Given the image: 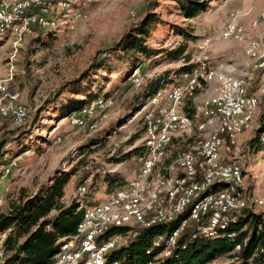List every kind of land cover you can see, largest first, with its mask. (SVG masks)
I'll return each mask as SVG.
<instances>
[{"label": "rangeland", "instance_id": "obj_1", "mask_svg": "<svg viewBox=\"0 0 264 264\" xmlns=\"http://www.w3.org/2000/svg\"><path fill=\"white\" fill-rule=\"evenodd\" d=\"M207 3L205 11L185 18L171 0H70L69 10L54 8L59 17L67 13L61 17L67 20L66 25L36 28L19 42L15 51L13 41L0 33V79L12 75L9 90L18 92L19 102L28 109L26 120L20 124L0 116V163L13 162L11 172L0 183L5 200L0 212L8 211L22 190L26 195L34 194L48 184L56 171L74 168L75 174L65 186L60 201L76 200L82 205L103 200L136 175V155L126 158L123 155L143 145V133L132 144L125 143L143 124L140 117L145 109L137 112V98L164 71H168L164 77L168 85L184 80V74L178 72L181 61L174 58V50L181 48V55L190 53L203 36L223 25L233 9H240L244 23L248 24L258 15L264 0H207ZM77 12L83 18L76 19ZM145 16L152 20L145 41L149 55L115 47ZM211 58L214 66L232 65L239 70L236 73H251L249 88L251 91L256 88L259 73L250 66L243 67L242 44L219 40L212 45ZM135 66L140 67L144 76V84L139 88L130 81ZM209 89L207 86L187 102L186 110L190 114ZM103 95L114 100L113 108L105 116L91 118L84 127L70 123L69 115L79 109L66 114L65 110L75 99H84L86 103ZM263 113L264 102L252 128L239 138L238 151L234 153L251 198L264 193V151H258L259 147L250 143L256 136V128L262 124ZM55 136L60 137V142H55ZM108 181L119 184L109 189ZM79 185L85 191H80ZM251 210L264 221L262 207L253 206ZM7 234L8 231L0 233V249L5 259L9 253L3 248ZM234 251L216 257L209 264L235 261L231 257ZM249 264L263 263L249 261Z\"/></svg>", "mask_w": 264, "mask_h": 264}, {"label": "built area", "instance_id": "obj_2", "mask_svg": "<svg viewBox=\"0 0 264 264\" xmlns=\"http://www.w3.org/2000/svg\"><path fill=\"white\" fill-rule=\"evenodd\" d=\"M248 0H242L246 2ZM69 10L70 0H0V33L12 40L14 51L19 42L36 28H56L67 24L66 16L55 14L54 8ZM240 9L228 13L223 25L203 36L181 64L191 65L181 83L161 84L139 107L143 109V150L135 156L136 175L122 187L100 201L84 208L77 223V234L62 238L52 264H108L113 248L127 245L141 228L168 223L188 210V216L168 234L152 239L162 249L146 263L158 264L169 256L185 227L195 224L196 232L214 235L243 208L262 207L264 193L250 197L244 175L234 153L238 136L252 128L255 115L264 102V3L258 15L243 22ZM83 18L81 12L74 14ZM72 28V25H68ZM219 40H235L242 44L251 70L259 73L258 83L250 90L251 73L222 72L212 64L211 48ZM12 75L0 79V116L20 124L28 109L19 102V93L9 90ZM218 80L215 95L205 98L194 112L186 110L188 101ZM130 81L139 88L144 81L140 67L130 73ZM7 99L4 102L3 99ZM111 96H97L69 115L75 126H86L91 118L105 116L113 108ZM93 124H90L92 126ZM55 142L60 137L55 136ZM264 151V125L260 134ZM13 162L0 163V183L11 172ZM85 191L84 186L79 187ZM4 198L0 193V205ZM120 228L97 242L106 230ZM237 244L235 249H240ZM147 253H151L150 249ZM5 254L0 249V263ZM112 264H117L113 262Z\"/></svg>", "mask_w": 264, "mask_h": 264}, {"label": "trees", "instance_id": "obj_3", "mask_svg": "<svg viewBox=\"0 0 264 264\" xmlns=\"http://www.w3.org/2000/svg\"><path fill=\"white\" fill-rule=\"evenodd\" d=\"M171 1L176 2L185 18L195 17L205 11L208 5L207 0ZM151 22L150 17L145 16L136 27L131 28L116 42L115 47L131 53L149 55L150 48L145 41ZM182 52L181 48H177L172 53L174 58L178 59L190 55V53L181 55ZM190 70L191 65L181 64L178 72L185 74ZM165 76H168V71H164L156 80L148 83L146 93L137 98L136 107H140L155 89L165 83ZM88 102L85 103L84 99H75L72 105H69L65 110V114L80 109ZM260 119L262 124L256 128V136L250 141L251 145L255 144L259 147L258 151L263 147L260 142V134L264 125V113ZM140 122L143 123L141 130L134 132L125 142L126 144H132L144 132V120L140 118ZM142 150L143 145L132 148L123 157L135 156ZM74 171V168L67 171H56L49 179L48 184L41 186L34 194L26 195L22 190L17 201L10 205L9 210L0 212V233L8 231L3 248L7 253L9 252L1 264H52L53 257L62 243L61 239L77 234V223L81 220L84 208L88 205H82V202L76 200L69 203L60 201L65 186L71 176L75 174ZM82 180L84 181V179ZM82 180L78 182L81 184ZM117 184L119 183L108 181L109 189ZM234 215L224 228H217L214 235L196 232L194 223L185 227L177 238L173 252L162 258L158 264H209L216 257L234 251L237 244L243 245L231 255L236 260L225 264H249V261L264 264V221L249 208H243ZM187 216L188 210L168 223H158L139 229L138 234L127 245L109 251L108 264L113 262H117V264H146L163 247V244L153 246L152 239L160 234H168ZM115 231H121V229L113 228L104 231L98 237L97 242L100 243ZM244 240L246 241L244 242ZM149 249L150 254L147 253Z\"/></svg>", "mask_w": 264, "mask_h": 264}, {"label": "crops", "instance_id": "obj_4", "mask_svg": "<svg viewBox=\"0 0 264 264\" xmlns=\"http://www.w3.org/2000/svg\"><path fill=\"white\" fill-rule=\"evenodd\" d=\"M252 19V18H251ZM250 21V20H249ZM244 22V21H243ZM249 23V22H248ZM244 50V49H243ZM244 56H245V61L243 62V67H248L249 66V59L248 57L246 56L245 52H244ZM218 70L222 71V72H234V71H238L237 69H234V67L232 65H222L221 66H215ZM245 70V69H244ZM209 93L206 94V96L204 95L205 98H208V97H211L213 95L216 94L217 92V86H218V80L215 79L213 80L209 85ZM245 132V131H244ZM243 132V133H244ZM243 133H241L239 136H238V139H237V142L239 141V138L243 135ZM10 162V161H9Z\"/></svg>", "mask_w": 264, "mask_h": 264}]
</instances>
